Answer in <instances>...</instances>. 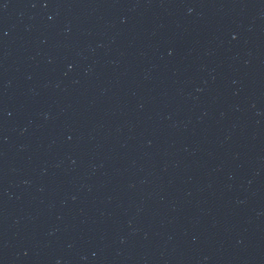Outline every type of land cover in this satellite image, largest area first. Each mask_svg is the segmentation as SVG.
<instances>
[{
	"label": "water",
	"instance_id": "95a60500",
	"mask_svg": "<svg viewBox=\"0 0 264 264\" xmlns=\"http://www.w3.org/2000/svg\"><path fill=\"white\" fill-rule=\"evenodd\" d=\"M0 264H264V0H0Z\"/></svg>",
	"mask_w": 264,
	"mask_h": 264
}]
</instances>
